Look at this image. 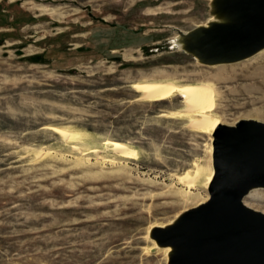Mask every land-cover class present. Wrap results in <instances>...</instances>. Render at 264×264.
<instances>
[{"label":"rangeland","instance_id":"1","mask_svg":"<svg viewBox=\"0 0 264 264\" xmlns=\"http://www.w3.org/2000/svg\"><path fill=\"white\" fill-rule=\"evenodd\" d=\"M212 1L0 0V264H166L147 232L210 198L220 129L173 116L180 97L138 100L133 81L211 80L223 124L264 123V54L210 67L175 44ZM48 126L87 152L113 140L140 155L89 163Z\"/></svg>","mask_w":264,"mask_h":264},{"label":"water","instance_id":"2","mask_svg":"<svg viewBox=\"0 0 264 264\" xmlns=\"http://www.w3.org/2000/svg\"><path fill=\"white\" fill-rule=\"evenodd\" d=\"M213 5L231 21L182 34L183 50L205 64H220L264 48V0H215ZM216 139L219 178L209 200L178 225L155 229L153 237L178 249L173 264H264V212L244 202L251 190L264 188V123L222 125Z\"/></svg>","mask_w":264,"mask_h":264},{"label":"bare ground","instance_id":"3","mask_svg":"<svg viewBox=\"0 0 264 264\" xmlns=\"http://www.w3.org/2000/svg\"><path fill=\"white\" fill-rule=\"evenodd\" d=\"M212 8H213L212 18H210L208 23L200 25L197 28H200V27L209 28L211 27L213 23H224V22L231 21V18H229L228 16L218 13L214 5ZM190 32L191 31L187 33L185 32V34H190ZM177 39L175 40L176 46L180 50H183L184 40L180 38V36ZM183 51L189 54L187 51L185 50ZM263 54H264V48L246 59L260 58V56H262ZM189 55H192V54H189ZM194 58L199 63L205 64L203 60L197 57H194ZM233 63H236V62H233ZM229 64L230 63L205 64V65H209L211 67V66L229 65ZM217 71H219L220 73L227 72V70L223 68H220ZM216 79L217 77L213 78V80H216ZM213 83L214 82L211 80L193 81V82L188 81L186 83H178L174 80H164V79H157V78L151 79L150 78L149 80L142 79L136 82L133 81V83L131 84V88L134 92L138 94V100L146 102V103L161 104V103L170 101L176 97L182 98L183 104L185 107L184 110L171 112V114L173 116L174 115L180 116L185 113L184 115L189 116V120H188L189 127H191L193 130L197 132L207 134V135L208 134L212 135L215 130L220 129L222 125H225L222 123L221 121L222 119L216 114L217 90ZM168 115L169 114H167V116ZM46 129L61 136L63 141L64 140L66 142L72 141L74 144L71 145V149L76 150L77 152L76 154H78L77 157H79V159H83L84 157L88 156L87 160L90 161L89 163H91L90 156L92 155H95L96 159L101 160L103 163L108 161V162H111L112 164H118V162L121 163V160H137L140 155L139 150L137 148L132 147L128 143H125L122 141H113V140L107 141V146L105 147V150L100 149V148H95L91 152H87V149L84 148L83 145H80L83 140V135L79 133L78 131L69 130L61 126H48ZM110 152L113 154L111 158H109L107 155H104ZM45 154L47 155V153ZM45 154L43 153L42 157H44ZM82 163H84V161H82ZM186 179L187 177L186 178L184 177L183 180L185 181ZM259 189H264V188H256V189L251 190L249 195L245 198L244 202L247 206L255 209V207L253 206L254 202L264 201V191L259 190ZM190 194L192 193L190 192ZM208 200L209 199H207V201ZM203 203H205V201L201 202L198 206L202 205ZM189 211L186 210L182 212L169 223L161 224V225L154 224L149 228L147 232L148 234L146 235V238L148 237L149 241L152 243V245L149 248V252H153V253L163 252L167 258L166 264H173V259L176 256L178 249L174 246L161 245L153 237V231L157 228L168 229V228H172L178 225L181 222V220L184 218L186 213H188Z\"/></svg>","mask_w":264,"mask_h":264}]
</instances>
